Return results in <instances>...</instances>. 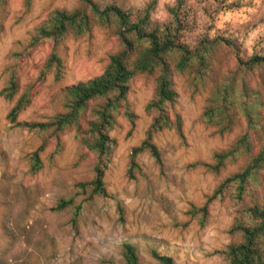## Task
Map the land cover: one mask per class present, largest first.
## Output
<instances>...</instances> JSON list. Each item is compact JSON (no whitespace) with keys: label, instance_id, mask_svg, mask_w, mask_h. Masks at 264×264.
Masks as SVG:
<instances>
[{"label":"rangeland","instance_id":"obj_1","mask_svg":"<svg viewBox=\"0 0 264 264\" xmlns=\"http://www.w3.org/2000/svg\"><path fill=\"white\" fill-rule=\"evenodd\" d=\"M149 1L98 0L103 8L117 4L135 11ZM177 1L159 0L153 19L167 21L168 9ZM79 6V0H7L0 18V93L14 72L20 93L32 90V103L19 116L20 122L51 119L63 110L66 87L100 76L110 56L122 50L113 30L96 26L91 35L69 37L56 47L64 62L60 80L53 72L42 74L54 43L30 50L35 30L55 9ZM186 8L182 19L187 22L189 42L205 35L234 40L236 50H228L220 59L222 74L237 73V54L245 59L264 54V0H187ZM258 77L250 73L246 80L255 85ZM155 80L156 76L140 75L132 84L129 101L138 120L131 131L130 123L120 117L111 133L116 148L105 176L110 197L88 201L84 195L76 196L75 204L83 207L76 222L75 207L55 208L62 198L75 196L79 182L93 179L95 155L78 142L75 130L62 136L56 154V140L9 122L7 115L17 97L9 101L0 94V264H125V242L138 248L141 264H157L153 251L172 257L175 264H230L223 250L241 240L233 229L245 207L264 202V170L260 184L243 201L230 191L212 202L205 227L187 212L192 205L203 206L225 179L246 166L248 158L241 157L214 174L204 164L214 163L217 152L230 148L247 132V123L242 118L231 132L220 134L202 119L210 87L195 91L186 77L176 75L175 110L183 120L184 136L175 130L160 133L156 142L164 165L143 154L140 171L131 179V149L142 142L151 124L146 106L154 96ZM251 134L256 152L261 143ZM45 140L43 169L34 174L31 155Z\"/></svg>","mask_w":264,"mask_h":264},{"label":"trees","instance_id":"obj_2","mask_svg":"<svg viewBox=\"0 0 264 264\" xmlns=\"http://www.w3.org/2000/svg\"><path fill=\"white\" fill-rule=\"evenodd\" d=\"M80 6L73 10L55 9L35 30L29 45L33 50L52 41L54 50L44 64L43 75L54 73L57 80L63 75L64 62L56 47L69 37L82 38L93 33L96 26L111 29L118 37L122 50L110 56L104 72L95 78L79 82L63 90V110L46 122H20L19 116L27 110L33 100L31 89L21 92L20 79L14 72L1 96L15 100L7 115L13 126L30 132L46 135L62 146V136L75 130L78 142L96 157L94 177L76 185V194L62 198L55 210L64 211L75 207L74 222L81 215L82 205H76V196L84 195L91 201L96 197L108 198L110 194L105 176L112 163L116 141L111 133L118 126L120 117L125 118L134 130L138 116L130 101L132 84L140 75L156 76L155 93L146 106L152 116L145 138L131 149L128 176L135 179L140 171L139 157L148 154L162 167L164 159L156 138L166 130H175L181 137L183 120L175 107L179 93L175 76L186 77L195 91L210 87V98L202 119L209 126L218 128L220 134L231 132L242 118L247 123L243 133L228 149L214 155V163L204 166L212 173L219 174L229 162L247 157L246 166L229 176L215 190L201 207L192 205L187 214L205 227L211 214V205L234 191L237 200L260 184V173L264 170V54L254 53L248 59L236 55L237 73L222 74L219 62L228 50H236L234 40L205 35L195 41L187 40V22L182 19L186 13L187 0H178L169 7V19L155 21L153 13L159 0H150L137 11L125 9L117 4L101 7L98 0H79ZM7 0H0V18ZM0 21V30H1ZM258 75L255 85L246 76ZM251 132L261 145L254 152L255 145ZM47 147L45 140L31 155V172L43 169L42 153ZM121 220L124 209L119 206ZM234 233L241 240L229 244L223 254L230 264H264V202L245 207L237 220ZM122 255L125 264H141L138 248L130 243L123 244ZM157 264H175L172 257L152 252Z\"/></svg>","mask_w":264,"mask_h":264}]
</instances>
